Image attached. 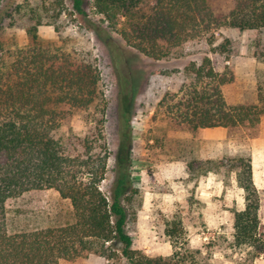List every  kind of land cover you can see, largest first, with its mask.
<instances>
[{"label": "trees", "instance_id": "obj_1", "mask_svg": "<svg viewBox=\"0 0 264 264\" xmlns=\"http://www.w3.org/2000/svg\"><path fill=\"white\" fill-rule=\"evenodd\" d=\"M4 1L0 0V6ZM229 1L228 28L264 33V0ZM73 2L77 13L86 16L82 0ZM94 6L108 27L120 30L127 47L154 60L167 56L161 41L179 46L193 32L211 30L215 21L208 0H94ZM2 22L0 17V32ZM40 25V20L29 18L26 56L20 57L23 51H19L17 61L0 66V153L5 155L0 163V264L75 263L91 256L114 264L122 260L127 264H209L214 250L225 249L246 251L245 260L252 264L264 255L260 195L253 182L248 151L239 156L240 171L235 173L236 184L243 190L244 207L233 210L231 239L215 234L206 246L193 248L186 239L179 241L183 238L182 218L176 214L165 228L173 248L170 257L151 258L133 248L127 224L130 206L141 191L134 186L131 173L129 143L133 137L129 120L124 117L117 177L107 195L101 184L109 159L105 132L108 103L101 90L97 61L89 53L72 58L51 44L44 46L38 33ZM55 29L59 35L60 27ZM95 32L109 47L114 44L117 51L122 49L112 36L103 35L104 28L99 26ZM207 42L213 48L211 53L227 58L231 54L229 39L215 45L210 37ZM262 50L257 47L255 57L264 62V47ZM184 72L191 76L193 90L187 107L192 110L189 131L224 127L232 139L239 141L259 135L264 79L258 83V105L229 107L221 91L229 78L219 79L212 59L190 63ZM214 83L211 92L207 91ZM137 84H141L140 78L134 80L133 85ZM121 94L127 97L124 91ZM74 118L83 122L82 130L70 125ZM220 164L201 162L196 172L224 174ZM193 167L188 163L187 172L195 171ZM228 178L229 174L223 179L225 185ZM48 190L69 201L68 219L42 228L10 231L8 203Z\"/></svg>", "mask_w": 264, "mask_h": 264}, {"label": "rangeland", "instance_id": "obj_2", "mask_svg": "<svg viewBox=\"0 0 264 264\" xmlns=\"http://www.w3.org/2000/svg\"><path fill=\"white\" fill-rule=\"evenodd\" d=\"M208 3L215 20L211 30L193 32L192 36L179 46H169L168 42L161 41V45L168 52L161 60L151 59L127 47L119 33L120 30L108 27L105 18L96 12L94 0H82L81 7L86 16L77 13L73 0H5L0 6V17L3 18L0 32V66L13 64L19 51H23L20 57L26 56L29 45L25 27L31 17L41 22L38 33L44 46L51 44L71 54L72 58L76 57V54L89 53L96 59L102 78L101 90L108 103L105 132L109 159L106 178L101 184L107 195L111 193L117 177L116 167L124 117L129 120L133 137L129 143L132 174L138 167H145L149 171L159 170L161 173L167 171L161 162L164 152L168 154L167 160L172 162L171 168L176 180L163 184H158L152 177L149 180L150 189L161 193L163 197L161 206L153 210L149 218H143L146 190L140 189L139 196L134 199L129 210L127 230L132 233L134 246L151 258H168L172 255L173 248L172 253L168 250L157 252L155 248L170 244L165 235L166 222L176 214L182 218L183 238L179 241L186 239L191 247L202 248L215 234L232 238V212L239 209L236 204H225L223 196H216L213 199L216 206L213 208L224 216L212 221L206 220L211 208L199 197L198 191L199 182L205 178L196 172L201 162L195 159L193 140L187 136L191 132L187 128V122L192 111L187 107L191 101L189 93L193 90L191 76H186L184 69L190 63L200 64L205 57H209L219 74V79L229 78V69L220 72L218 54L211 53L213 48L207 39L213 37L215 45L221 43L223 38L229 39L230 55L239 53L241 44L238 34L232 35L227 27L226 19L232 3L229 0H208ZM144 12L147 13L148 9L144 8ZM99 26L105 30L103 35L112 36L121 46L120 51H117L114 44L110 45L112 48L109 47L96 34L95 29ZM56 27H60L59 35ZM118 28L121 29V25ZM257 34L252 36L255 42L258 40ZM136 78L141 79V84L134 86ZM214 86L216 83L206 90L211 92ZM123 91L127 97L121 94ZM124 98H127V102ZM70 125L76 131L84 127L79 118L72 119ZM245 151L241 150L240 153ZM237 154L227 155L225 160L220 161L224 174L215 173L217 182L223 183V179L229 174L225 186L231 187L235 184V173L240 169ZM4 161L5 155L0 153V163ZM188 163L194 164L195 171H186V176H180L183 167L181 164L187 170ZM7 209L10 231L30 230L65 222L68 219L70 203L61 200L56 191L48 190L26 195L19 201H11ZM262 227L264 232V226ZM245 259L246 251L214 250L209 264H249ZM83 261L68 264H83ZM119 264L127 262L122 260ZM252 264H264V255L257 257Z\"/></svg>", "mask_w": 264, "mask_h": 264}, {"label": "crops", "instance_id": "obj_3", "mask_svg": "<svg viewBox=\"0 0 264 264\" xmlns=\"http://www.w3.org/2000/svg\"><path fill=\"white\" fill-rule=\"evenodd\" d=\"M230 31L232 35L238 34L241 44L239 53L236 55H230L228 58L225 55H217L220 72H224L227 69L230 70L229 81L221 86L223 97L229 107L258 105V83L259 80H262L264 77V62L255 57V50L257 47L259 51L263 49L264 33L257 34L256 38H258V40L255 42L252 36L256 32H240L231 28ZM187 136L193 140V155L199 162L222 161L227 158V155H232V153H238L237 156L239 157L241 155V150L249 152L253 182L260 195L259 220L261 225L264 226V114L260 118L259 135L254 139L243 141L232 139L229 136L227 128L224 127L202 128L198 129L196 132H190ZM163 155L164 159L161 165L165 166L167 171L161 173L159 170L153 169L149 171L145 167H138L132 174L134 186L146 190L144 192L143 218H149L153 210L161 206V200L163 198L161 197V193H157L150 189L149 180L151 177L154 178V181L158 184H163L165 182L171 183L176 180L171 168L172 162L167 160L169 157L168 154L164 152ZM181 165L183 167L181 166L182 170L180 176L184 177L187 174V170H185L183 164ZM238 171H240V169H238ZM202 177L205 179H201L199 182L198 191L199 197L211 208L206 218L207 221L220 219L224 216L223 213H219L213 208V206H216L213 202L216 196H223L225 204H236L239 206V209L244 207L243 190L237 186L236 181H233L235 184L230 187L225 186L222 182H217L216 175L213 172H208L205 176L202 175ZM234 194H237V196L235 197ZM150 234L151 231L149 230V235ZM130 235L133 239V248L136 249L131 232ZM155 250H157V252L168 250L169 253H172V246L168 243L162 248L157 246ZM68 263L69 262L61 261L59 264ZM83 264L112 263L103 258L91 256L84 260Z\"/></svg>", "mask_w": 264, "mask_h": 264}]
</instances>
